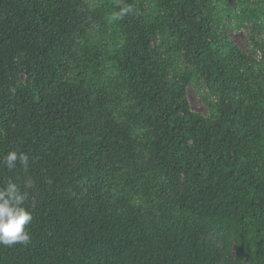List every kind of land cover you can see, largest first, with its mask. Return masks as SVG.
I'll list each match as a JSON object with an SVG mask.
<instances>
[{"label":"trees","instance_id":"obj_1","mask_svg":"<svg viewBox=\"0 0 264 264\" xmlns=\"http://www.w3.org/2000/svg\"><path fill=\"white\" fill-rule=\"evenodd\" d=\"M237 1L264 27V0ZM212 3L0 0V187L32 215L0 264H264V80Z\"/></svg>","mask_w":264,"mask_h":264},{"label":"rangeland","instance_id":"obj_2","mask_svg":"<svg viewBox=\"0 0 264 264\" xmlns=\"http://www.w3.org/2000/svg\"><path fill=\"white\" fill-rule=\"evenodd\" d=\"M213 0L212 7L215 9L224 10L222 29L225 31L227 41L236 46L242 53L249 57V67L258 77H261L264 80V27L260 28L255 27L256 25L251 24V22L245 23L243 19L240 21H233L228 15H232V12L237 9L238 1L237 0ZM252 3H249V8ZM253 6V5H252ZM231 9L228 12V9ZM254 10V6L250 9ZM264 20V17H262ZM92 35L96 37V32L94 29L91 31ZM100 39L103 36L99 37ZM108 43L104 42L103 44ZM162 43V40L156 38L153 40V46H157ZM108 57L105 58L107 62L106 65H109L107 61ZM176 73L179 76H184L188 73L193 72V67L184 61L182 58H178L176 62ZM21 81H24V78L21 77ZM198 83L197 81H193ZM186 99L191 111L201 117L207 118L211 115L212 109L210 103H216L217 99L214 98L210 91L204 85V82L200 83V86L195 84L187 83L186 84ZM231 258H235V255H232Z\"/></svg>","mask_w":264,"mask_h":264},{"label":"clouds","instance_id":"obj_3","mask_svg":"<svg viewBox=\"0 0 264 264\" xmlns=\"http://www.w3.org/2000/svg\"><path fill=\"white\" fill-rule=\"evenodd\" d=\"M131 11V6H121L114 19H122ZM28 162V155L17 151H9L3 158V164L8 169L15 168L17 164L27 168ZM25 199L26 194L12 180L0 187V245L28 243L30 237L26 226L31 222L32 215L23 206Z\"/></svg>","mask_w":264,"mask_h":264}]
</instances>
